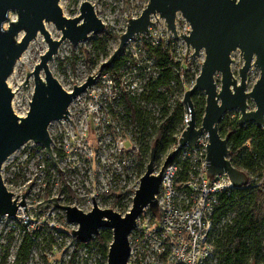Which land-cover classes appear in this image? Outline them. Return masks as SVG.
Segmentation results:
<instances>
[{"label":"rangeland","instance_id":"374dc122","mask_svg":"<svg viewBox=\"0 0 264 264\" xmlns=\"http://www.w3.org/2000/svg\"><path fill=\"white\" fill-rule=\"evenodd\" d=\"M82 1L59 0V4L63 13L72 17L79 14ZM88 1L93 4L105 28L98 33L89 32L86 38L74 44L67 38L62 40L48 60V67L67 90H71L74 83H82L88 74L96 75L90 85L92 88L87 87L70 102L68 118L74 125L65 118L54 119L48 125L56 162L41 144L32 140L19 146L3 162V180L14 194L21 196L24 192L26 204L22 207L25 206L26 210L21 208L17 215L0 217V264H87L88 256L101 258L102 254L95 247L96 243H93V247H77L74 258L69 260L76 246V237L71 230L77 227V223L66 219L60 205L51 201L43 205L41 201L55 196L59 204L76 205L88 210L93 195L100 207H111L124 214L131 206L151 147L155 146L150 142L157 129L167 121L160 150L154 158L155 170L161 168L167 153L177 146L174 137L178 139L189 118L185 107L182 118L174 117V107L182 100L185 89L194 83L205 55L204 50L200 49L199 54L190 57L192 47H188L186 53L187 44L180 34L188 33L189 22L177 12V35L174 36L167 29L164 17L159 13L152 15L148 31L135 33L117 53L125 59L112 75L102 71L100 64L117 47L128 18L138 16L148 0ZM8 15L9 18H16L15 11H10ZM44 25L52 37L60 36V30L52 21H46ZM22 34L21 30L18 38ZM148 43H161L169 49L176 62L179 83L172 80L168 85L152 87L158 70L146 49ZM46 48L47 42L43 34L38 32L22 52L23 58L15 63L7 77V84L14 92L12 107L18 115H25L29 108L34 87L32 70ZM231 57L234 59L230 64L232 72L239 79L238 69L243 63L240 50L234 49ZM27 70L32 72L27 76L28 86L23 90L22 82L26 79ZM40 76L44 77L43 70H40ZM106 76L111 78L110 82ZM258 77L259 68L251 65L247 72V89L252 87ZM215 79L219 83V72L215 73ZM123 92L133 98L142 112L143 122H133L126 112L121 96ZM201 94L204 91L196 89L191 96L197 125L201 123L204 112L200 106ZM254 106V101L248 97V108ZM224 114L239 117L240 111L233 108ZM132 146L141 150V157L132 152ZM250 175L258 179L256 173L251 172ZM110 187L117 189L116 192H109ZM46 190L49 191L48 196H44ZM28 215L32 218L37 215V219ZM147 215L148 212L143 217ZM27 233H30L29 251L23 259L18 256V250ZM262 245L264 248V236Z\"/></svg>","mask_w":264,"mask_h":264},{"label":"water","instance_id":"95a60500","mask_svg":"<svg viewBox=\"0 0 264 264\" xmlns=\"http://www.w3.org/2000/svg\"><path fill=\"white\" fill-rule=\"evenodd\" d=\"M10 11L16 12V18H9ZM177 12L190 24L188 33L180 31V36L187 44L186 53L188 47H192L190 57L199 54L200 49L204 50L205 55L194 83L185 89L181 100L185 111L189 112V118L178 137L177 147L167 153L162 167L172 160L177 150L195 144L200 133L206 131L207 173H227L234 185H242L247 180L246 174L229 159L228 139L226 135L220 134L218 122L227 110L237 108L240 111L239 123L253 121L257 126H264V0H148L138 16L128 18L117 47L100 66L103 68L110 64L135 33L148 31L151 17L156 13L164 17L167 29L176 36ZM46 21H52L60 30L59 37L50 35L44 25ZM104 28V22L88 0L81 2L79 14L72 17L63 13L59 0H0V217L4 214L15 215L18 206L25 205L24 192L18 200V194L13 196L4 183L1 174L3 162L28 140L41 144L55 161L48 125L54 119H69L68 106L73 97L87 87L92 88L90 85L96 76L88 74L82 83H74L72 89L67 90L51 73L48 60L62 40L67 38L74 44L86 38L89 32L98 33ZM21 30L23 34L18 38ZM38 32L43 34L47 48L40 54V60L32 70L34 87L31 99L28 100L29 108L25 115H18L12 107L14 92L7 84V77L29 41ZM236 48L243 58L238 69L239 79L230 66L234 60L231 52ZM251 65L259 68V77L247 89L246 78ZM40 70L44 71L43 78ZM32 71H26L23 90L28 86L27 76ZM216 72L220 73L219 83L215 79ZM196 89L203 90L205 94L204 112L199 125L195 121L191 98ZM248 97L254 101V108H248ZM154 158L153 145L145 170L134 190L131 206L124 214L111 207H100L93 195L89 210L76 205L59 204L55 196L41 202L43 205L49 201L60 205L66 219L77 223L71 232L80 241L90 240L101 228H110L112 238L105 264H128L129 234L136 225L137 217L145 207L151 210L157 208L155 194L158 192L162 167L155 172ZM22 208L26 210L25 206ZM32 219H37V215Z\"/></svg>","mask_w":264,"mask_h":264},{"label":"built area","instance_id":"2783aa9c","mask_svg":"<svg viewBox=\"0 0 264 264\" xmlns=\"http://www.w3.org/2000/svg\"><path fill=\"white\" fill-rule=\"evenodd\" d=\"M106 80L110 82L111 78L106 76ZM206 142L208 134L202 131L195 144L177 150V158L161 166V180L155 194L157 208L151 210L145 207L137 217L136 225L129 234L128 264L217 263L213 244L215 230L223 223L231 222L234 214L227 212L217 221L215 216L221 198L229 194L235 185L227 173H207ZM180 160L187 161L186 173H180ZM252 179L255 180L253 185L259 183L255 177ZM12 193L13 196L17 194ZM21 196L17 195L18 200ZM22 206H18L15 215ZM146 212L148 215L143 217ZM83 245L93 247V244ZM71 254L69 260L75 256L71 258ZM86 260L87 264H105L106 256L100 258L91 255Z\"/></svg>","mask_w":264,"mask_h":264},{"label":"trees","instance_id":"16d2710c","mask_svg":"<svg viewBox=\"0 0 264 264\" xmlns=\"http://www.w3.org/2000/svg\"><path fill=\"white\" fill-rule=\"evenodd\" d=\"M146 49L154 60V65L158 70V75L152 81V87L168 85L172 80L179 83V73L176 71L173 58L168 48H164L161 43L156 45L146 44ZM125 54V53H124ZM123 55H117L113 61L101 68L114 75L124 61ZM122 100L126 112L131 116L133 122H143L141 110L134 103L133 98L125 92L122 93ZM205 105L204 94L200 97V106ZM184 104L178 101L174 107V117L182 118ZM167 127L164 121L157 129L150 143H154L155 156L160 150V142ZM218 130L222 136L227 137L229 153L228 157L237 168L246 174V182L239 186H234L229 194L223 195L217 208L215 220L217 221L227 212H233L231 222H225L218 226L213 236L216 264H264V248L262 238L264 236V126H257L253 121L239 123L238 117H230L224 114L218 122ZM228 131H230L228 133ZM178 139L174 137V142ZM150 146V145H149ZM148 146V147H149ZM147 147V149H148ZM132 152L139 157L141 150L131 147ZM151 151V150H150ZM174 159L177 158V152ZM180 173H186L187 161L180 160ZM256 173L259 183L253 185L255 180L250 175ZM117 189L108 188L109 192H116ZM49 194L46 190L45 196ZM123 193L121 192L120 195ZM112 238L110 228H101L88 241L76 239V246L72 251L71 258L76 253L77 247L83 244L96 243L98 249L105 257L109 242ZM30 233H27L18 250V256L25 259L29 251ZM98 264H102L99 262Z\"/></svg>","mask_w":264,"mask_h":264},{"label":"bare ground","instance_id":"6f19581e","mask_svg":"<svg viewBox=\"0 0 264 264\" xmlns=\"http://www.w3.org/2000/svg\"><path fill=\"white\" fill-rule=\"evenodd\" d=\"M23 58V53H21V55L19 56V58L17 59V61L19 60H21ZM17 61H16V63H17Z\"/></svg>","mask_w":264,"mask_h":264}]
</instances>
